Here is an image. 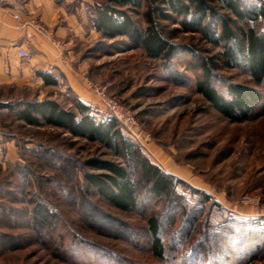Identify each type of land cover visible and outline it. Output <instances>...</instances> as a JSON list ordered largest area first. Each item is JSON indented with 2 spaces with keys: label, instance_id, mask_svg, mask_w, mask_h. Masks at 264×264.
Here are the masks:
<instances>
[{
  "label": "rangeland",
  "instance_id": "rangeland-1",
  "mask_svg": "<svg viewBox=\"0 0 264 264\" xmlns=\"http://www.w3.org/2000/svg\"><path fill=\"white\" fill-rule=\"evenodd\" d=\"M239 2L264 10V0ZM211 5L216 17L230 20L233 31L249 25L264 34V14L242 20L223 0H211ZM134 19L144 24L141 14ZM161 24L170 42L185 46L176 55L151 58L140 48H129L123 36H97L71 63L82 89L76 94L62 83L49 92L76 112V98H83L100 118L110 116L95 92L104 88L132 117L128 130L118 123L123 134L175 178L177 193L155 199L140 170L129 166L124 155L60 127L30 126L11 113L0 115L8 126L7 137L15 143L0 166V264H164L148 246L151 216L160 220L167 239L181 226L180 256L174 264L185 261L181 255L186 258L193 243L203 251L187 258L190 264L222 260L225 247L235 256L245 249L242 232H253L262 241L261 249L242 264H264V81L262 100L248 119L223 117L195 90L200 64L209 58L215 64L213 78L221 83H250L246 68L224 63V40L214 43L179 22ZM216 24L217 19L212 26ZM39 89L27 86L9 94L38 98ZM90 157L133 169L136 208L118 210L88 187L83 172ZM192 215L195 220L186 235L183 228L188 226L182 221Z\"/></svg>",
  "mask_w": 264,
  "mask_h": 264
},
{
  "label": "trees",
  "instance_id": "trees-1",
  "mask_svg": "<svg viewBox=\"0 0 264 264\" xmlns=\"http://www.w3.org/2000/svg\"><path fill=\"white\" fill-rule=\"evenodd\" d=\"M223 1L242 20L256 19L259 13L264 14L262 7L246 8L239 0ZM140 8H143L142 12ZM139 14L143 18V25L134 19V16ZM215 19L217 24L213 27ZM163 21L179 22L187 30L202 31L208 40L214 43L224 40V63L229 66L243 65L250 77V83L217 82L219 80L213 78L215 64L207 58L200 64L201 74L195 80L194 87L223 117L231 121L248 119L262 100L260 88L264 81V34L249 25L238 27L237 32L233 31L228 18L221 15L216 17L211 0H102L96 2L93 8L91 26L103 38L123 36L129 48H140L151 58L169 59L176 55L177 49L185 46L174 44L164 36L161 24ZM36 74L45 85L58 84V79L50 72L37 70ZM75 106L77 112L48 97L0 101V109H6L16 120L26 125L60 127L73 137H84L111 149L116 155H124L129 166L133 163L140 170L146 189L153 198H169L177 193L175 178L143 155L123 134L112 115L96 118L90 105L79 99H76ZM84 164L87 170L83 172V177L88 187L93 188L114 208L127 211L139 205L133 169L99 157H90ZM208 200L209 198L204 196V201ZM164 218L166 220V215ZM193 220L195 218L192 215L186 216L182 221L188 226V229L183 228L186 235ZM147 231L151 254L164 264H174L180 256L177 239L182 238L181 226L167 239L160 220L151 216L147 221ZM242 233L241 240L245 249L234 256L230 249L225 247L226 252L220 257L222 260H213L212 264H242L253 257L255 251L261 249L262 241L255 233ZM223 239L220 238L221 241ZM193 244L189 247V255L186 258L181 255V260L185 259L182 264H186L187 258L189 260L197 254L201 256L203 249L200 245L195 247ZM232 246L234 247L233 244Z\"/></svg>",
  "mask_w": 264,
  "mask_h": 264
},
{
  "label": "crops",
  "instance_id": "crops-1",
  "mask_svg": "<svg viewBox=\"0 0 264 264\" xmlns=\"http://www.w3.org/2000/svg\"><path fill=\"white\" fill-rule=\"evenodd\" d=\"M95 4L94 0L3 2L0 6V101L20 99L19 96L18 99L10 97V90H23L27 86L40 88V95L36 99L44 98V94L48 93L46 97L58 100L56 94L49 92V87H60L62 83L64 87L72 88L75 93L82 89L73 75L71 63L78 61L76 55L89 47L91 39L101 37L91 26ZM13 12H19L25 21H35L49 28L60 45L40 35L36 36L35 41L27 42L24 32L15 28ZM20 47L31 51V59L25 60L19 56ZM37 70L50 72L58 79V84H43L41 77L36 74ZM80 100L85 102L83 98ZM4 114L9 113L4 108L0 109V115ZM4 123L0 121V166L15 147V143L7 137L8 131H4L8 130Z\"/></svg>",
  "mask_w": 264,
  "mask_h": 264
},
{
  "label": "built area",
  "instance_id": "built-area-1",
  "mask_svg": "<svg viewBox=\"0 0 264 264\" xmlns=\"http://www.w3.org/2000/svg\"><path fill=\"white\" fill-rule=\"evenodd\" d=\"M4 1L5 0H0V6ZM12 17L15 20V28L21 32H24V37L27 42L35 41L36 36L40 35L49 39L52 43L60 45L57 39L53 36V32L49 28L35 21L23 20L19 12H13ZM18 54L25 60H29L32 57L31 51L22 47L18 48ZM95 92L97 93L104 110L118 121L120 127L127 130L130 129L133 121L129 111L124 106L119 104V102L113 97L106 94L104 88H96Z\"/></svg>",
  "mask_w": 264,
  "mask_h": 264
}]
</instances>
